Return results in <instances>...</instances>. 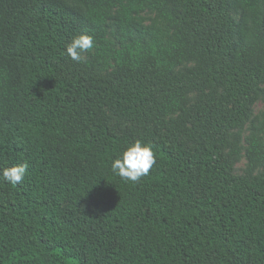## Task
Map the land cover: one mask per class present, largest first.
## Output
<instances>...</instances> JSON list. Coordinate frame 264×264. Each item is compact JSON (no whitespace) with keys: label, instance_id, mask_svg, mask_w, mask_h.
I'll list each match as a JSON object with an SVG mask.
<instances>
[{"label":"trees","instance_id":"16d2710c","mask_svg":"<svg viewBox=\"0 0 264 264\" xmlns=\"http://www.w3.org/2000/svg\"><path fill=\"white\" fill-rule=\"evenodd\" d=\"M135 140L156 163L133 183L110 164ZM18 164L0 264H264V0H0Z\"/></svg>","mask_w":264,"mask_h":264},{"label":"clouds","instance_id":"9594fccd","mask_svg":"<svg viewBox=\"0 0 264 264\" xmlns=\"http://www.w3.org/2000/svg\"><path fill=\"white\" fill-rule=\"evenodd\" d=\"M94 47V38L91 35L80 34L71 39L66 45L65 54L73 61H84L82 53L90 51ZM156 163L152 147L135 140L112 160L110 168L112 173L126 182H138L141 177L148 175L152 166ZM26 164L13 165L0 169V181L10 185H19L25 179Z\"/></svg>","mask_w":264,"mask_h":264},{"label":"rangeland","instance_id":"374dc122","mask_svg":"<svg viewBox=\"0 0 264 264\" xmlns=\"http://www.w3.org/2000/svg\"><path fill=\"white\" fill-rule=\"evenodd\" d=\"M262 102L258 100L252 107L253 115L258 114L262 109ZM245 167V159L242 157L238 162L233 166V173L241 174Z\"/></svg>","mask_w":264,"mask_h":264}]
</instances>
